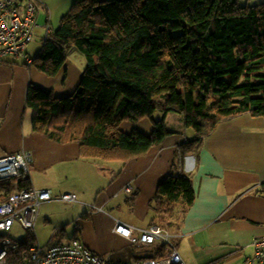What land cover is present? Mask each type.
Instances as JSON below:
<instances>
[{"label": "trees", "instance_id": "16d2710c", "mask_svg": "<svg viewBox=\"0 0 264 264\" xmlns=\"http://www.w3.org/2000/svg\"><path fill=\"white\" fill-rule=\"evenodd\" d=\"M42 42L33 65L46 75L63 71L73 48L86 66L68 96L30 85L33 130L79 143L87 159L126 163L145 155L172 134L170 112L184 116L192 142L237 115L264 116V2L76 0ZM144 118L151 134L121 129L123 121ZM12 181L0 184L11 188ZM195 197L189 176L169 175L150 206L164 215ZM157 246L153 252L162 257L165 245Z\"/></svg>", "mask_w": 264, "mask_h": 264}, {"label": "crops", "instance_id": "0c3cea01", "mask_svg": "<svg viewBox=\"0 0 264 264\" xmlns=\"http://www.w3.org/2000/svg\"><path fill=\"white\" fill-rule=\"evenodd\" d=\"M69 55L63 71L56 76H48L20 58L0 62V156L28 151L32 156L31 170L39 165L47 172L54 164H61L63 170L71 173H75L72 166L76 167L78 176L85 177L88 167V177L97 178V172L85 164L89 159L81 156L79 143L58 142L33 130V110L26 103L32 84L53 90L58 96L73 91L76 75L79 79L83 74L86 61L80 58L78 66L71 64L74 67L70 70ZM166 122L172 134L161 144L145 155L109 168L110 175H114L110 195H125V201L146 223L126 222L113 216L112 221H107L101 215L106 212L95 211L94 221H84V227L96 234L89 230V238L83 242L102 256L132 260L147 255L140 248L139 229L158 223L172 236L185 264H242L247 257L254 256V243L264 236V116L244 113L221 121L196 142L191 141L195 131L187 127L183 115L170 112ZM121 129L151 134L153 124L147 118L123 121ZM105 168L104 163L101 169ZM169 175L189 176L196 197L193 204L178 203L169 213L160 215L150 203L160 182ZM31 184L37 187L32 176ZM129 186L131 190L127 191ZM101 194L99 197L104 198L107 193ZM97 206L103 208L102 200ZM119 221L121 225L117 224ZM102 235L107 236L106 242L101 240Z\"/></svg>", "mask_w": 264, "mask_h": 264}, {"label": "built area", "instance_id": "2783aa9c", "mask_svg": "<svg viewBox=\"0 0 264 264\" xmlns=\"http://www.w3.org/2000/svg\"><path fill=\"white\" fill-rule=\"evenodd\" d=\"M40 6L37 0H0V62L22 58L24 64H33L34 56L28 54L27 49L36 35ZM45 29L43 39L51 32L49 23ZM31 164L32 156L28 151L0 156V182L13 179L11 188L0 184V264H185L172 236L160 225L140 228L138 240L145 247L165 245L163 256L147 254L132 260L102 256L78 237L42 246L31 232L21 240L8 236L6 233L16 221L25 229L35 231L41 206L56 199L51 189L31 184ZM23 180L30 184L22 186ZM130 190L129 186L127 191ZM59 199L77 202L78 195L68 192ZM31 235L35 240L24 244ZM254 245V256L247 257L242 264H264V236Z\"/></svg>", "mask_w": 264, "mask_h": 264}, {"label": "rangeland", "instance_id": "374dc122", "mask_svg": "<svg viewBox=\"0 0 264 264\" xmlns=\"http://www.w3.org/2000/svg\"><path fill=\"white\" fill-rule=\"evenodd\" d=\"M37 1L39 4H41L38 17V27L36 29L35 38L27 49L28 54H30L31 56H35L42 47V38L45 37L46 32L45 25L49 23L51 32L56 30L60 24L62 17L70 11L72 5L76 0ZM261 2H264V0H240L241 5L258 4ZM69 54L70 63H68V65L70 66V70H72L74 67L71 66V64H75L76 66H78V64L80 63L78 60H80V58L85 60V56L77 48L71 49ZM77 61L79 63H77ZM82 76L83 74H81L80 78L78 79L79 74L76 75V79L73 83V85H76L73 91H68L69 93H66L65 96H68V94L70 95L75 92ZM72 79H74V77H72ZM155 115L156 117H159L161 116V113L157 112ZM15 143L17 145L18 140H15ZM1 150L2 149L0 148V151ZM103 163L107 164V168L101 169V164ZM85 164L91 166L92 170L97 172V178L91 176L88 177V171L91 170H88V167L83 164L81 165L86 167L85 177H83L82 175L78 176V170L74 166H72V168L75 173L63 170L61 164H54L47 170V172L43 169V167H39V165L38 169L35 168L33 170L32 167L31 176L33 183H35L37 187L48 185V183H50V185H48V187L46 188H51L56 199L44 203L41 206L40 217L38 220L39 222L35 231L25 229L20 222L16 221L11 230L6 234L13 239L21 240L26 237L27 233L31 232L36 236L37 240L42 246L47 244H54L60 238L63 240H68L75 236L83 241L85 240V238H89V230L92 232V234H96L93 229L84 227V221H94L93 212L95 211H105L106 214L103 213L101 215H103L107 221H112L113 217H115L126 222L135 220L136 224L144 225L146 221L140 220L139 216L135 214L133 206L125 201V195L121 194L119 197H112L110 195L109 185L111 184L114 175H110L109 172L111 170L109 168L115 165H120L121 162L89 159L88 161L85 160ZM64 167L66 166L64 165ZM52 185H54L55 187H50ZM68 192L76 193L78 195V201L69 202L59 199V197ZM103 192L107 193L104 198L103 196L99 197V195L101 193L103 194ZM105 199L106 201H104ZM100 200H102L103 208L97 206ZM99 208H102L104 211L99 210ZM46 218L48 220V223L41 222ZM104 228L109 229L108 226H104ZM59 234L60 236H58ZM52 238L54 239L51 241ZM101 240L103 242H106L107 236L102 235ZM156 246V244L150 247H145L142 245L140 248L144 249V252H146L147 254H150L153 252V248H155Z\"/></svg>", "mask_w": 264, "mask_h": 264}, {"label": "clouds", "instance_id": "9594fccd", "mask_svg": "<svg viewBox=\"0 0 264 264\" xmlns=\"http://www.w3.org/2000/svg\"><path fill=\"white\" fill-rule=\"evenodd\" d=\"M104 211V210H103ZM105 212V211H104Z\"/></svg>", "mask_w": 264, "mask_h": 264}, {"label": "bare ground", "instance_id": "6f19581e", "mask_svg": "<svg viewBox=\"0 0 264 264\" xmlns=\"http://www.w3.org/2000/svg\"><path fill=\"white\" fill-rule=\"evenodd\" d=\"M47 203V202H46Z\"/></svg>", "mask_w": 264, "mask_h": 264}]
</instances>
